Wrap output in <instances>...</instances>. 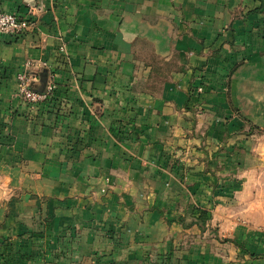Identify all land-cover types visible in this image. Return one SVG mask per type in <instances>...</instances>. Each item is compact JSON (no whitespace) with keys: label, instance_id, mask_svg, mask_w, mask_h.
<instances>
[{"label":"crops","instance_id":"1","mask_svg":"<svg viewBox=\"0 0 264 264\" xmlns=\"http://www.w3.org/2000/svg\"><path fill=\"white\" fill-rule=\"evenodd\" d=\"M29 7L0 35V264H264L217 204L264 128V0H0ZM27 61L56 85L32 106Z\"/></svg>","mask_w":264,"mask_h":264},{"label":"rangeland","instance_id":"2","mask_svg":"<svg viewBox=\"0 0 264 264\" xmlns=\"http://www.w3.org/2000/svg\"><path fill=\"white\" fill-rule=\"evenodd\" d=\"M244 131L249 137L248 145L244 146L248 150L243 148L239 151L237 169H226V175L230 173L228 176L233 181L226 179L220 188L229 192V200L218 201L217 204L232 209L230 218L247 228H255L252 231L254 234H261L264 233V128L250 124ZM229 240L223 236L217 241L223 243Z\"/></svg>","mask_w":264,"mask_h":264},{"label":"built area","instance_id":"3","mask_svg":"<svg viewBox=\"0 0 264 264\" xmlns=\"http://www.w3.org/2000/svg\"><path fill=\"white\" fill-rule=\"evenodd\" d=\"M36 29L37 18L33 13V8L29 7L25 14L0 11V35L16 37L32 33ZM63 50V48L59 49L61 52ZM32 65L31 61H27L25 68L16 75V97L30 106L48 101L56 88L54 76L51 75L43 90L33 89L30 84L31 79L34 78Z\"/></svg>","mask_w":264,"mask_h":264}]
</instances>
